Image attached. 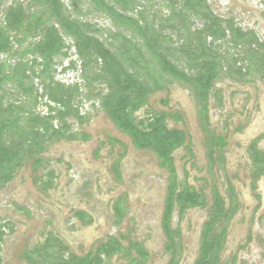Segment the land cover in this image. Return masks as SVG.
Instances as JSON below:
<instances>
[{
    "label": "trees",
    "instance_id": "obj_1",
    "mask_svg": "<svg viewBox=\"0 0 264 264\" xmlns=\"http://www.w3.org/2000/svg\"><path fill=\"white\" fill-rule=\"evenodd\" d=\"M4 1L0 0V191L29 163L41 191L52 188L54 172L44 155L59 141L89 139L75 129L89 122L90 115L84 111L89 103L130 139L135 150L151 152L167 174L160 219L167 264H179L181 259L179 222L187 211L205 208L207 218L193 264H236L235 257L221 260L229 223L239 207L233 185L225 179L226 202L213 180L208 201L205 178L198 188L186 178L179 179L174 153L183 149L190 159L194 157L185 132L167 125L168 119L180 121L181 116L146 107L153 94L168 91L172 84L187 89L204 136L206 172L213 176L224 171L227 142L210 129V101L221 107L216 84L222 79L241 85L264 83V41L231 18L218 17L207 0H162L165 11L153 10V0H69L71 10L63 0H13L1 8ZM84 2L85 15L93 13L110 22L114 31L107 38L83 19L80 6ZM60 59H69L68 64L62 66ZM56 66H61L62 74L78 72L79 80H57ZM108 143L123 147L113 138ZM124 153H118L110 167L119 184ZM249 156L254 181L264 175V152L253 142ZM112 212L118 226L127 212L125 195L116 198ZM76 216L84 222L86 214L79 211ZM12 230L0 218V245L6 231ZM129 234L109 236L79 256L47 232L40 243L26 247L20 258L26 264H108L118 255L127 264H147L149 252Z\"/></svg>",
    "mask_w": 264,
    "mask_h": 264
},
{
    "label": "rangeland",
    "instance_id": "obj_2",
    "mask_svg": "<svg viewBox=\"0 0 264 264\" xmlns=\"http://www.w3.org/2000/svg\"><path fill=\"white\" fill-rule=\"evenodd\" d=\"M13 0H5L3 6ZM26 2L27 0H18ZM71 10L69 0H63ZM214 14L222 19L231 18L243 29L253 30L264 41V0H207ZM153 10H163L165 2L153 0ZM150 6V5H149ZM149 6H147L149 8ZM83 19L107 38L114 31L110 22L102 16L86 14L87 5L80 6ZM67 43L70 42L67 40ZM73 49L70 54L72 59ZM69 59H60L62 66ZM56 79L65 83L78 81V72L59 73ZM221 92L222 105L217 107L210 101L211 129L226 134L228 146L225 150L224 171L206 172L204 136L198 125L196 107L189 91L178 84L168 91L153 94L146 108L155 111L178 113L180 121L167 120L169 128L183 130L186 144L190 143L193 159L183 149L174 153L175 167L179 179L186 178L195 188L209 183L206 195L209 198L213 180L221 195L227 200L225 179L233 185L239 207L229 223L226 243L221 260L236 258V264H264V175L254 181L250 176V157L246 147L257 138L258 146L264 150V83L255 81L241 85L229 79L216 84ZM168 99L167 104L162 100ZM96 107L98 108L97 103ZM38 110L45 109L42 106ZM142 109L137 113L141 116ZM84 111L90 120L77 131L89 135L87 141H59L50 146L44 157L49 159L54 172L53 187L46 192L33 180L30 163L19 170L15 178L0 191V218L12 225V232L3 238L0 245V264H26L21 252L40 243L47 232L57 236L76 255H84L109 236L120 233L142 242L149 252L147 264H167L164 254L165 237L160 219L167 187V174L158 167L155 156L149 151H137L130 139L120 133L102 111H93L89 103ZM108 138L123 144L111 146ZM124 153L120 163L122 182H115L110 172L118 153ZM187 172V177L184 175ZM126 196V216L115 226L112 204L117 197ZM83 211L88 216L82 223L75 212ZM207 218V208L191 209L179 222L182 255L179 264H193L198 252L199 233ZM90 219L91 221L88 222ZM174 216L172 224L176 225ZM122 244L127 246V241ZM108 264H127L120 256H114Z\"/></svg>",
    "mask_w": 264,
    "mask_h": 264
},
{
    "label": "crops",
    "instance_id": "obj_3",
    "mask_svg": "<svg viewBox=\"0 0 264 264\" xmlns=\"http://www.w3.org/2000/svg\"><path fill=\"white\" fill-rule=\"evenodd\" d=\"M209 122H210V116H209ZM210 126H211V123H210ZM210 129H211V127H210ZM211 130H213V129H211ZM213 131H215V130H213ZM216 133V132H215ZM217 135H223L224 137H225V140H226V142H227V146H228V140H227V136H226V134H222V133H216ZM253 142H255L256 143V147L260 150V151H262V152H264V150L263 149H261L259 146H258V139L257 138H255V139H253V140H251L250 141V143L247 145V147H246V151H247V154H248V156H249V149H250V146H251V144L253 143ZM226 146V147H227ZM225 150H226V148H225ZM250 157V156H249ZM224 158H225V164H226V157H225V153H224ZM77 212H79V211H77ZM77 212H75V216H76V214H77ZM80 212H83V211H80ZM86 217H88L87 215H86ZM85 217V218H86ZM76 218H77V216H76ZM79 219V218H78ZM80 220V219H79ZM89 221L88 222H90L91 220L90 219H88ZM81 221V220H80ZM85 221V220H84ZM82 222V221H81ZM82 223H84V222H82Z\"/></svg>",
    "mask_w": 264,
    "mask_h": 264
},
{
    "label": "flooded vegetation",
    "instance_id": "obj_4",
    "mask_svg": "<svg viewBox=\"0 0 264 264\" xmlns=\"http://www.w3.org/2000/svg\"><path fill=\"white\" fill-rule=\"evenodd\" d=\"M263 176V175H262ZM262 176H260V177H262Z\"/></svg>",
    "mask_w": 264,
    "mask_h": 264
}]
</instances>
